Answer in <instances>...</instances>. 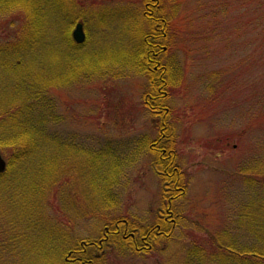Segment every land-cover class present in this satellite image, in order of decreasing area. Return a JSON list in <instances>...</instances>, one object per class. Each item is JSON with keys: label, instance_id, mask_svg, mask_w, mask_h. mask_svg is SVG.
Returning a JSON list of instances; mask_svg holds the SVG:
<instances>
[{"label": "rangeland", "instance_id": "374dc122", "mask_svg": "<svg viewBox=\"0 0 264 264\" xmlns=\"http://www.w3.org/2000/svg\"><path fill=\"white\" fill-rule=\"evenodd\" d=\"M44 1L34 9L0 0V115L54 113L51 130L74 148L32 159L26 147L0 146L8 168L0 177V264H65L70 249L103 240L117 219L139 231L162 222L173 185L150 146L163 122L185 188L172 201L180 224L169 238L155 233L151 249L138 241V251L126 250L115 235L119 243H105L101 262L197 264L193 254L218 236L236 246L264 242L251 234L256 204L242 176L264 172V49L252 27H240L247 20L238 0H161L170 26L161 60L172 72L165 120L145 105L150 85L139 67L150 0ZM29 18L38 24L33 35ZM78 22L82 45L72 39ZM107 146L122 161L113 174L92 159Z\"/></svg>", "mask_w": 264, "mask_h": 264}, {"label": "trees", "instance_id": "16d2710c", "mask_svg": "<svg viewBox=\"0 0 264 264\" xmlns=\"http://www.w3.org/2000/svg\"><path fill=\"white\" fill-rule=\"evenodd\" d=\"M13 1L21 2V0ZM28 1L29 5L31 4L34 9L40 8L41 1L45 2L44 0ZM51 1L54 2V0ZM161 2V0H150V2L148 1L145 4L147 10L145 11L144 16L150 23L151 29L144 35L142 40L144 54L141 62H143V64L139 61L138 62L139 67L144 70L146 75L148 74L150 85L145 105L150 108L149 110L155 113V116H162V119L165 120L170 112L166 107V99L169 95L168 90H170V86L172 85V72L161 60V54L167 50V47L164 46L163 43L168 42V30L170 27L166 18L162 17L161 6L163 3ZM4 3L6 2H3V4ZM238 4L240 5V10H238L240 13L239 16H244L247 20L246 22L241 21L242 25L240 23V27H252V34H257L254 41L256 42L259 40L264 49V0H238ZM248 9L250 10V17L246 15ZM15 15L17 16V13H15ZM33 16H36L35 12L33 13ZM30 22L28 23V26L33 28L30 31L33 35L34 31L37 32L38 24L36 21H31V19ZM25 37H27V35ZM33 40L34 38H31L28 42L31 43ZM19 46L16 45V47ZM155 67H157V70H155ZM263 77L264 74L261 78ZM257 93H264V88L261 91H257ZM6 112L7 111L0 115V146L16 147L20 145L19 147H26L29 149L28 152L31 151L32 159H35L43 149H49L50 155L52 154L56 156L60 150L63 151L64 154L70 152L69 150L74 148L71 147L72 145L63 143L64 140L60 134L51 130L52 128L50 126L57 123V119L53 115L54 113H48L41 117V119H32V116H27L22 119L17 117V114L8 115ZM44 122L46 125H42ZM14 124H17L16 128L11 127ZM160 126V135L150 148L157 159V167H165L166 171L163 172L162 176L164 181L168 183L170 182L173 185V188L169 190L171 194H169L170 202L167 205V217L165 216L162 222L161 220L157 221L153 227L146 230L141 229L140 231L128 220L117 219L115 222L108 223V226L105 228V238L103 240H100L98 243L81 242L80 246L68 251L67 255L64 257L65 264H70L68 262L66 263V257L69 253L74 254L73 252H83L86 254L87 259H83L85 262L83 264H103L101 262V257L104 254H107L103 248L105 243H112L114 246H116L117 242L119 243L115 235H122L123 240L120 241H123L121 242L123 243V246L126 243L128 244L126 250L129 248V251L137 250V245L139 244L138 241H141L143 244L151 243L150 245L148 244V248L151 249L154 240L153 238H155L153 237L151 239V237L156 236L155 233L165 236L166 238L172 236L173 232L180 224L179 218L173 217L172 201L181 197L185 193V188L183 185H180L182 183V173L175 162V142L167 134L169 131H166V123L163 122ZM11 138H15V140L10 141ZM0 148L1 150L3 149L2 147ZM99 149L100 150L98 151H94L95 155L92 159L96 162L99 161L98 168L101 167L104 162L107 163V172L113 174L116 172V166L122 162L118 158L120 157L119 154L114 148L109 146ZM83 150L86 149L84 148ZM78 152L81 153L80 151ZM61 153L62 152H60V154ZM256 170H258V164L256 165ZM1 174L3 175V173ZM1 174L0 177L2 176ZM241 174L242 173L240 172L239 175ZM242 176L247 187L252 190L250 196L252 199H255L254 202L256 204V208L253 205L254 224L250 231L253 235L256 232L259 236L258 238H261L260 236L264 235V172L256 171L254 172V175L247 176L242 174ZM96 186L97 189L102 187L100 185ZM255 218L259 220L255 221ZM170 224H172L171 228L169 227ZM255 229H257V231H255ZM221 238V236H218L212 241L208 240L210 244L208 248H203L204 252L200 250L193 254L194 257H198L197 264H264V242L255 246H236L232 241H221ZM101 250L103 251L101 252ZM190 260L194 262L195 258L191 257Z\"/></svg>", "mask_w": 264, "mask_h": 264}, {"label": "water", "instance_id": "95a60500", "mask_svg": "<svg viewBox=\"0 0 264 264\" xmlns=\"http://www.w3.org/2000/svg\"><path fill=\"white\" fill-rule=\"evenodd\" d=\"M72 36L75 42H77L78 44H83L86 41V34L84 32V27L81 23H78L73 32H72ZM7 167V163L4 160V158L2 157V154L0 152V173L5 172Z\"/></svg>", "mask_w": 264, "mask_h": 264}, {"label": "flooded vegetation", "instance_id": "af4514ba", "mask_svg": "<svg viewBox=\"0 0 264 264\" xmlns=\"http://www.w3.org/2000/svg\"><path fill=\"white\" fill-rule=\"evenodd\" d=\"M155 70H157V67H155ZM74 254L69 253L68 256L66 257V263L70 264H83L85 263L83 259L86 258V254L83 252H73Z\"/></svg>", "mask_w": 264, "mask_h": 264}]
</instances>
